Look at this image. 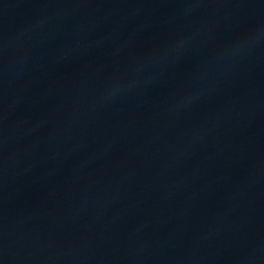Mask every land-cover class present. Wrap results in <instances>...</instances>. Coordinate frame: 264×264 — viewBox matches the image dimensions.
<instances>
[{
	"label": "water",
	"instance_id": "95a60500",
	"mask_svg": "<svg viewBox=\"0 0 264 264\" xmlns=\"http://www.w3.org/2000/svg\"><path fill=\"white\" fill-rule=\"evenodd\" d=\"M0 264H264V0H0Z\"/></svg>",
	"mask_w": 264,
	"mask_h": 264
}]
</instances>
